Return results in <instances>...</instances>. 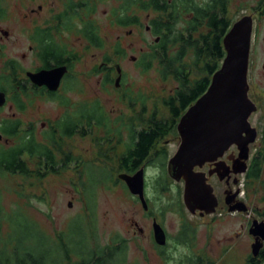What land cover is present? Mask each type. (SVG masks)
I'll list each match as a JSON object with an SVG mask.
<instances>
[{"label": "rangeland", "instance_id": "rangeland-1", "mask_svg": "<svg viewBox=\"0 0 264 264\" xmlns=\"http://www.w3.org/2000/svg\"><path fill=\"white\" fill-rule=\"evenodd\" d=\"M39 3V0H0L4 11L3 17L0 18V37L9 34L0 41V75H8L7 64L15 61L18 66V82L22 86L26 78L25 71L36 65V56L30 55L28 50L27 23L24 15L29 9L36 8ZM118 5L117 0L104 2L97 0L98 8L93 19L99 24L100 33L105 39L103 49L89 47L86 53L84 47L87 44L79 37H73L71 41L62 38L60 41L79 52L82 57L74 68L73 77H77L78 86L68 94L71 104L77 106L100 100L111 122H115L119 117L141 116L146 120L153 112L160 118L170 119L164 100L173 94L177 83L172 79L163 80L156 69L145 72L137 63L141 52L147 51L156 40V37L146 29L149 18L146 14L139 13L143 28L114 26L110 13ZM245 16H252L254 19L248 72L249 98L257 106V110L249 118L252 128L257 130V139L249 146V153L253 157L260 148L264 134V0H231L229 17L233 24ZM117 43L125 51V55L117 60L124 74V79L120 81L124 88L121 89L120 85L115 88L116 73L113 75L112 84L104 88V72L96 73L95 68L104 62L106 54L114 58L112 51ZM10 98L11 96H8L9 102L0 110L2 137L0 147L8 148L16 142V139H8L1 132L3 122L11 120L13 115L22 122L23 130L30 124L33 125L40 140L44 131L41 130L42 124L49 123L61 115L63 110L65 111V108L61 109L57 104L44 102L42 99H37L31 104L30 98L24 95L22 100L26 109L19 111ZM131 98L136 102L135 107L131 106ZM142 99L145 100L143 115ZM180 144L181 138L176 129L158 147L167 155V190L160 191L155 186L157 176H162L163 172L158 162H151L147 165L149 168L145 166L144 191L149 205L148 210L143 208L138 196L131 194L124 181L121 179V182L119 181L117 163L111 157L107 167L111 172L115 171L113 181H110L108 186L96 189L97 241L100 245L106 246L112 244L115 239L126 240L127 257L131 264H186L187 261L199 257H202L206 264H246L247 257L251 256L252 244V239H248L241 229V223L246 218H223L218 214L228 209L223 201L225 188L223 183L215 178L209 180L210 186L215 190L213 194L218 197L220 203L218 212L200 217L199 211L191 213L186 208L184 182H177L168 174V162L176 154ZM66 146L74 157L85 163L101 167L97 164L99 161L104 162L93 137L76 136L67 140ZM83 179L85 181L86 177ZM238 179L235 189L241 190L240 199H243L248 208L250 207L255 220L259 222L264 220L262 185L245 187L244 174L239 173ZM117 180L118 184H114ZM80 191L81 180L74 165L58 175H48L43 180L0 175V206L3 216L8 220L12 217L11 214L23 213L38 224L52 240L57 239L59 233L66 231L77 216L85 214L86 207ZM18 210L22 213H14ZM154 219L168 234L165 247L159 248L154 242ZM185 225L196 231L194 240L187 244L179 241ZM238 232L242 235L237 238L235 233ZM9 234L10 226L5 222L0 233V247Z\"/></svg>", "mask_w": 264, "mask_h": 264}, {"label": "trees", "instance_id": "trees-1", "mask_svg": "<svg viewBox=\"0 0 264 264\" xmlns=\"http://www.w3.org/2000/svg\"><path fill=\"white\" fill-rule=\"evenodd\" d=\"M117 1L119 5L110 13L114 26L143 28L139 13L149 18L146 29L156 40L147 51L141 52L137 63L143 71L156 69L163 80L172 79L177 83L173 94L164 100L170 119L160 118L153 112L146 120L141 116L119 117L111 122L100 100L72 106L68 98L60 96V104L65 111L60 118L50 122L40 140L35 134L23 130V124L17 118L3 122L2 134L8 139H16V142L8 148L0 147V175L43 180L48 175H58L74 165L81 180L80 193L86 208L83 216H77L66 231L52 240L38 224L19 210L14 213L22 214H11L12 217L7 220L0 206V233L5 222L10 226V234L0 247V264H131L127 257L126 240L115 239L106 246L97 241L96 189L108 186L115 172L109 170L108 162L111 157L116 160L119 176L134 175L142 168L145 171V166L151 162H158L163 172L162 176H157L155 186L160 191L168 189L167 155L158 147L177 129L185 112L207 92L213 75L221 68L226 57L224 38L233 26L229 17L231 0ZM66 5L67 12L60 17L65 22L63 28H77L79 37L87 44L85 51L89 47L103 49L105 39L100 33L99 24L93 19L98 8L97 0H69ZM3 15L0 5V18ZM38 40L42 50L40 58L44 63L49 65V61L54 60L58 65H63L67 62L64 44L45 38ZM124 55L125 51L117 43L112 51L114 58L106 54L104 62L96 66V73L104 72V88L112 84L114 73L118 75L117 66L121 68V65L117 60ZM75 56L76 62L82 58L79 53ZM112 64H115L114 67ZM70 66L74 68V64ZM6 70L8 75H0V91L11 96L10 100L19 111H24L26 106L22 94H25V90L18 82L17 63L8 62ZM76 79L74 76L67 81L68 90L77 88ZM114 85L117 88L116 81ZM144 101L141 100V114L145 111ZM130 102L131 106H136L132 98ZM76 136L93 137L99 147L100 157L104 158L103 164L100 161L97 164L101 167L85 163L66 149L67 140ZM117 182L114 181V184ZM244 184L245 187L262 185L264 192V134L260 148L253 155L249 170L245 173ZM185 227L179 241L187 244L194 240L196 231L192 227ZM202 260L199 257L186 264H206ZM248 264H264V248Z\"/></svg>", "mask_w": 264, "mask_h": 264}, {"label": "water", "instance_id": "water-1", "mask_svg": "<svg viewBox=\"0 0 264 264\" xmlns=\"http://www.w3.org/2000/svg\"><path fill=\"white\" fill-rule=\"evenodd\" d=\"M253 28L252 16H245L233 24L224 38L226 57L221 68L213 75L207 92L185 112L177 125L181 144L169 160L168 172L175 181H185L184 203L191 213L200 211L204 215H211L218 206L213 188L206 183L205 175L194 169L215 162L232 145H237L241 157L248 160L249 146L257 139V130L249 123V118L257 110L249 98L248 84ZM66 72V67H58L50 71L28 73V77L34 84L56 91ZM117 72L116 86H119L122 78L120 66H117ZM6 101V93L0 91V107ZM246 170L247 166L239 173L244 174ZM144 176L142 168L134 175H120L119 178L125 182L131 194L138 196L143 208L148 210ZM235 209L230 208V211L234 212ZM153 227L156 244L165 246V230L156 220ZM253 233L264 241V221L254 223ZM258 239L253 245L254 256L263 245Z\"/></svg>", "mask_w": 264, "mask_h": 264}, {"label": "flooded vegetation", "instance_id": "flooded-vegetation-1", "mask_svg": "<svg viewBox=\"0 0 264 264\" xmlns=\"http://www.w3.org/2000/svg\"><path fill=\"white\" fill-rule=\"evenodd\" d=\"M39 1L40 3L38 4L36 8L29 9L24 15L25 22L27 23V39L29 42V46H28L29 54L32 56L33 55L36 56V62H35L36 65L32 67L31 69L25 71L26 78L24 79V82H23V87L25 90L24 96L26 98H30L29 101L31 104L37 99H42L44 102H48L51 104H57L62 109L64 107L60 104L59 97L64 96L68 98L69 100H71L68 97V94L71 92V90H68L66 85H67V81L71 79V77H73L74 75V68L76 65L75 55L79 52L65 45V48L67 51L65 58L67 59V62H65L63 65L62 64L58 65L57 63H55L54 60H50L49 61L50 64L47 65V63H44L40 58L42 50L40 46L41 44L38 39L45 38L48 41H56L60 43L62 38L65 41H67V39L71 41L73 37H79L80 34L78 33L77 28L70 29V30H66L65 28H63V24H65V22L63 18H60V17L66 14L67 12L66 4L68 3L69 0H39ZM76 20L79 21L78 19ZM5 36L8 37L9 34H5ZM5 36L0 37V41H3V39L6 38ZM79 38L82 39L81 37ZM71 64H74L73 69L70 66ZM58 67H66L67 72L64 74L60 82L59 88L56 91L50 90L47 86L36 85L28 77V73H39L40 71H43V70L50 71ZM122 79H123V75H122ZM121 85L122 84H120V87ZM116 87L118 88V86ZM8 102H9V99L7 95L6 104L3 107H0V110L3 109L7 105ZM63 113H64V110H63ZM61 115H59L56 119L52 121L57 120L58 118H60ZM16 118L17 117L13 115L11 120L16 119ZM50 122L43 123L41 130H47L49 128ZM26 131H29L30 133L35 134V136L37 137V134H36L37 132L33 125L30 124L29 127L26 129ZM0 139H2V137ZM251 160H252V157L250 153H249V159L248 161H246L241 157V152L239 150V147L237 145H232L224 153V155L218 160H216L215 162L205 163L202 167H197L194 170L195 172L203 173L206 177V182L208 184H209L210 179L215 178L218 182L223 183V185L225 186L224 193H223L224 194L223 201L226 207H228V209L227 211L225 210L224 213L219 212L218 213L219 215L221 214L223 218H233V217L234 218H237V217L246 218L241 223V229L243 230L245 236L248 239L249 238L252 239L251 240V243H252L251 244V256L247 257L246 264L249 263L252 257L254 258L258 257V255L264 248V241H262L261 238L258 239V236H255L253 233L254 223L259 222V221L254 219V213L252 212L250 207L248 208V206L245 204L243 199H240L239 195L241 194V190L235 189L239 182V179H238L239 171L242 170L245 166H247V170H246L247 172L249 170ZM182 181L184 182V185H185V181L184 180ZM234 190H236V192ZM213 192L215 194L214 189H213ZM216 198L218 200L217 196ZM219 205L220 203L218 200L217 208L219 207ZM233 207H236V210L234 212H231L230 208H233ZM217 208H216V212L219 211ZM242 209H245V210L242 211ZM205 216L206 215L200 212V217H205ZM263 221L264 220H261L260 222H263ZM241 235L242 234L239 232L235 233V237L237 238L241 237ZM166 237L168 240L167 233H166ZM153 238L155 242L154 232H153ZM257 239L263 245L260 247L258 254L254 256L253 245L257 242ZM160 247H165V246H160Z\"/></svg>", "mask_w": 264, "mask_h": 264}]
</instances>
